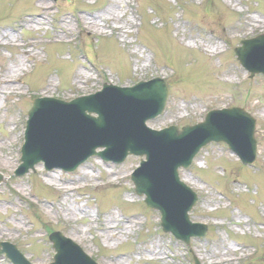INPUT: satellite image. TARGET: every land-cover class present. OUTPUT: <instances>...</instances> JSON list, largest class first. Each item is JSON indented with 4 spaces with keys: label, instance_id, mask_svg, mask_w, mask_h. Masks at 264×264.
<instances>
[{
    "label": "rangeland",
    "instance_id": "obj_1",
    "mask_svg": "<svg viewBox=\"0 0 264 264\" xmlns=\"http://www.w3.org/2000/svg\"><path fill=\"white\" fill-rule=\"evenodd\" d=\"M114 4V16H99ZM262 22L264 0H0V242L33 264L53 263L55 232L96 264H264V76L243 84L251 74L234 53L264 35ZM154 78L170 92L153 130L193 126L230 106L257 120L251 166L212 143L181 170L199 196L191 222L208 226L188 245L164 233L160 213L134 193L139 157L116 164L95 156L73 173L39 164L18 175L35 98L71 100L103 82L129 88Z\"/></svg>",
    "mask_w": 264,
    "mask_h": 264
},
{
    "label": "water",
    "instance_id": "obj_2",
    "mask_svg": "<svg viewBox=\"0 0 264 264\" xmlns=\"http://www.w3.org/2000/svg\"><path fill=\"white\" fill-rule=\"evenodd\" d=\"M236 54L253 75L264 74V37L245 42ZM167 90L166 83L155 80L132 89L106 86L102 93L69 104L38 100L30 112L18 175L27 174L40 162L48 170L60 167L74 171L94 155L113 162H123L129 155L144 156L146 161L132 177L135 191L145 196L148 207L161 212L165 232L187 244L193 236H205L206 227L189 220L187 213L196 205L197 196L180 183L178 171L189 168L198 152L213 141L226 143L251 165L256 158V121L244 110L215 111L198 126L155 133L145 122L162 113ZM98 148L105 150L96 154ZM2 180L0 175V183ZM51 239L59 253L56 264H93L60 234ZM7 254L14 264H26L19 253Z\"/></svg>",
    "mask_w": 264,
    "mask_h": 264
},
{
    "label": "bare ground",
    "instance_id": "obj_3",
    "mask_svg": "<svg viewBox=\"0 0 264 264\" xmlns=\"http://www.w3.org/2000/svg\"><path fill=\"white\" fill-rule=\"evenodd\" d=\"M115 10H116L115 4L114 5H111V7L109 8V10H106L103 14H100L99 16H104V17L107 16V15L114 16L115 15ZM87 21L88 20H85V23H87ZM42 22H43V20H38V21H34V22H33V19H30L29 20V23L30 24L37 23V25H40V24H42ZM89 22L91 24V25H89L91 28H97L99 26L97 22H92L90 20H89ZM262 24H264V23L262 22ZM65 25H68V23L66 22ZM3 36H6V35H3ZM8 39H10V38L8 37ZM107 225H108V223H107Z\"/></svg>",
    "mask_w": 264,
    "mask_h": 264
}]
</instances>
